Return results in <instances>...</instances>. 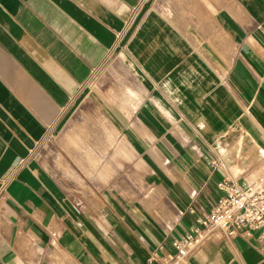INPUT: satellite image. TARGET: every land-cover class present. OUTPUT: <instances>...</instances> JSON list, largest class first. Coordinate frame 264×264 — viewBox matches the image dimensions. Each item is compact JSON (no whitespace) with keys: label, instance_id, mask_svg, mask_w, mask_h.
Wrapping results in <instances>:
<instances>
[{"label":"crops","instance_id":"obj_1","mask_svg":"<svg viewBox=\"0 0 264 264\" xmlns=\"http://www.w3.org/2000/svg\"><path fill=\"white\" fill-rule=\"evenodd\" d=\"M160 1L0 0V264H161L224 179L264 189V0Z\"/></svg>","mask_w":264,"mask_h":264},{"label":"built area","instance_id":"obj_2","mask_svg":"<svg viewBox=\"0 0 264 264\" xmlns=\"http://www.w3.org/2000/svg\"><path fill=\"white\" fill-rule=\"evenodd\" d=\"M218 189L222 196L210 213L198 221V227L174 240L175 253L162 258L161 264H190L192 252L213 232L229 239L251 238L257 233V249L264 255V189L256 186L243 189L228 178L218 184ZM145 264L156 262L151 258Z\"/></svg>","mask_w":264,"mask_h":264},{"label":"rangeland","instance_id":"obj_3","mask_svg":"<svg viewBox=\"0 0 264 264\" xmlns=\"http://www.w3.org/2000/svg\"><path fill=\"white\" fill-rule=\"evenodd\" d=\"M170 1H174V0H161L159 3V5L161 6V8L163 10V15L167 18H170L172 16L171 12L169 11L170 8H169L168 4L173 3V2H170ZM183 1H185V0H183ZM186 1L189 2V0H186ZM182 3L184 4V2H182ZM112 74H113V76L111 75V73L106 74V77H105L106 84H109V85L124 84L125 77H124V74L122 72H120V71L116 72L117 76H115L116 74H114L113 72H112ZM47 154H48V151L45 150V145H44L43 146V153H41L43 160L46 159Z\"/></svg>","mask_w":264,"mask_h":264}]
</instances>
